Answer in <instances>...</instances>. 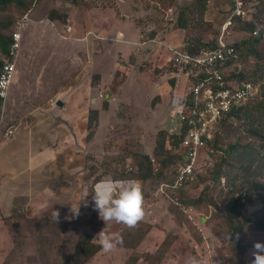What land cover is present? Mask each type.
<instances>
[{
    "label": "rangeland",
    "instance_id": "1",
    "mask_svg": "<svg viewBox=\"0 0 264 264\" xmlns=\"http://www.w3.org/2000/svg\"><path fill=\"white\" fill-rule=\"evenodd\" d=\"M194 1L81 0L73 3L70 0H31L26 9L14 4L0 8V34L7 36V32L21 25L17 67L8 95L10 107L6 105L7 108L0 114L2 124L12 126L17 120L51 104L50 109L55 112H43L47 117L40 119H49L43 120V124L51 125L52 129L58 128V132L61 124L66 127L63 129L64 137L50 146L47 156H40L41 152L38 154L37 161L43 175L37 183V194L42 189L44 192L35 198L36 204L27 202L24 196L16 197L8 205L11 210L6 213L7 221H0V264H60L63 256L74 251L73 245L79 236L87 234L94 239L105 228V223L94 210L93 201L87 202L92 199L93 181L96 178H112L113 174L117 177L131 175L126 171L129 167L135 168L130 160L133 154L150 153L155 134L160 129L164 128L166 140L169 137L163 107L151 111L148 105L146 97L150 91H156L154 85L149 87L148 83L138 80L139 76L148 77L150 73L166 74L165 70L157 71L159 66L152 65L154 52H149L169 38L171 46L182 47L189 54L199 43L211 44L222 35V22L229 14L228 0H208L204 14L188 13L186 30L182 31L177 26L181 8L190 6ZM248 1L246 9H253L256 13L258 3ZM54 12L65 15V22L51 21L50 15ZM261 20L264 28V17ZM7 23L10 24L9 31L3 32L1 28ZM244 24L238 22L237 28L242 30ZM88 32L91 35L86 40ZM231 32L230 27L224 32L227 41L250 38L237 33L233 37ZM124 33L128 40H134L131 45L119 42ZM157 34H160L158 38ZM261 40L264 43V37ZM92 41L100 42L96 48V52L102 51L99 57L90 48ZM167 42L170 41L164 42L160 46L162 50L156 51L157 58L162 54L166 58L163 51ZM133 47L139 54H134ZM130 52L127 66H119V71L115 72L114 64L119 62L118 56L120 60ZM146 57L145 62L143 58ZM248 62L241 69L242 74L246 73L251 79L255 68ZM168 73H171L170 70ZM63 78L65 88L59 92ZM75 82H78L76 86ZM122 83L123 93L118 91ZM263 83H253L257 95L246 106H254L264 100ZM107 89L108 94H112L108 98L110 107L100 112L94 138L87 141L88 111L101 109L102 101L98 97L102 94L101 98H104ZM56 98L63 99L65 112L61 111L62 108L56 109ZM74 109L80 112L77 114ZM177 110L172 109L174 116ZM36 118V115L30 117L28 123L37 124ZM222 121L212 132V140L218 141L219 150H213L211 144L200 151L201 169L192 184L182 190L170 187L179 165L175 158L174 165L164 169L160 176L141 183L145 213L141 221L150 227L151 233L136 251L138 264H146L151 259L166 235H174L175 239L163 264H185L189 255L206 264H249L253 258V245L256 242L264 244V231H257L249 224L239 236L248 248L241 258L238 257L229 239L233 230L225 216L232 202L238 200L240 222L251 220L264 223V150L261 147L264 141L249 135L244 120L231 118ZM169 143L172 147L170 154L181 155L171 145L173 139L170 137ZM227 150L230 152L227 153ZM243 150L262 151L258 172L247 178V183L238 170L246 168L237 159ZM158 158L162 162L167 156L160 154ZM16 162L21 166L26 159ZM89 166H92L91 170ZM236 172L239 175L234 178ZM226 175L230 177L229 181ZM85 191L88 196L84 198ZM3 193L10 196L9 192ZM177 197L183 199V206L189 200L197 203L186 205L185 213L176 209L173 211L172 200L177 202ZM71 207H79V216H74ZM52 210L59 211L58 222L52 216ZM121 226L114 221L109 222V235L119 234ZM128 256V251L117 246L110 251L102 250L85 264H123Z\"/></svg>",
    "mask_w": 264,
    "mask_h": 264
},
{
    "label": "trees",
    "instance_id": "2",
    "mask_svg": "<svg viewBox=\"0 0 264 264\" xmlns=\"http://www.w3.org/2000/svg\"><path fill=\"white\" fill-rule=\"evenodd\" d=\"M73 3H79L81 0H70ZM207 1L208 0H195L193 4L190 6H186L181 8L182 12L178 15L177 18V26L181 27L182 30L187 29L188 25V13L195 12L198 15L204 14L207 10ZM257 4V10L256 13L253 16V20L247 24H244L242 30L252 33L257 25L262 21V17H264V0H255ZM31 3V0H0V8L5 9L8 6L14 4L20 9H26L27 6ZM259 7V11H258ZM51 21H60L65 22L66 16L60 15L57 13H53L50 15L49 18ZM10 24H6L4 28H1L3 32L9 31ZM238 29V28H237ZM11 32H7V36L4 33L0 34V55L2 56L0 58V68L8 54V50L11 44ZM154 34H152V37ZM199 46H196L195 48H205V47H211L213 43L211 44H202L199 43ZM194 47V46H193ZM233 47L237 50L239 57L238 62H240L242 65L247 64L246 62H249L250 65H252L253 70L252 78L244 73H238L237 76L233 75V78L237 80L241 79L247 82L256 83L258 82H264V43H262V40L259 36L257 37H250L249 39H246L244 41H241L239 43H235ZM192 52V51H191ZM253 62H252V61ZM248 65V64H247ZM185 69V68H184ZM168 71L170 70L171 73H178L179 69L177 67H173L171 65H167L162 67V69H158L157 71ZM156 71V70H155ZM184 71H188L190 73V82L197 84L199 80H205L207 78V72H201L198 68H190L187 67ZM209 75V74H208ZM257 75V76H256ZM97 76V75H95ZM169 84L171 87H173L174 79L170 78ZM264 84V83H263ZM193 95L187 97L186 100V107L191 108L193 107L194 101H193ZM102 110L105 112L107 111L108 107V100L103 99L102 100ZM0 114H1V101H0ZM261 117H258L260 116ZM98 118H99V110L98 109H92L88 111V119H87V141L91 140L95 134L96 128L98 126ZM231 118L235 119L236 121L244 120L247 122L248 130L247 132L249 135L259 139L260 141H264V100L259 102L258 104L254 106H244L241 107L239 110L235 111L234 109L231 110L223 119L230 120ZM222 121V122H223ZM182 132H186V127L182 125ZM175 141L171 145L178 144L182 136L180 138L174 137ZM166 136L164 132L159 131L157 133L156 139H155V147L153 149V156L155 159L160 162L163 166L161 171H164V169L170 168L172 165V162L174 161V158L176 156L171 155L169 150L166 148ZM212 144L213 150H219L218 148V141L212 140L209 144L207 143V146ZM264 150V144L261 146ZM232 147H230L231 149ZM236 149V147H234ZM233 149V148H232ZM256 150H243V152L237 157L238 161L243 163L246 168L245 169H238L241 176L245 178V183H247V178L257 174L258 167L261 163V152L258 151L255 153ZM227 153L230 152V150L226 151ZM162 154L164 156H167L166 160H162V162L159 160V155ZM131 162L133 165H135L134 170L130 172L131 175L121 176L117 177L113 174L111 176L113 179H119V180H129V179H135L138 181H141V183H145L149 180H151L154 175L151 168V165L149 163V157L144 154H133ZM164 161H167L165 163ZM171 164V165H170ZM258 166V167H257ZM242 167V166H239ZM253 167V168H252ZM235 168V167H232ZM89 170L92 169V166L88 167ZM239 172H236L234 175V178H237V175H239ZM226 180L229 181L230 177L228 175L225 176ZM100 180V178H96L93 183H96ZM176 200H178L180 203L183 201V199H180L177 197ZM90 200H87L89 202ZM85 202V204H87ZM185 202V200H184ZM197 201H186L185 205H195ZM84 204V205H85ZM233 204V205H232ZM232 206L227 210L225 216L227 218V224L230 225L231 229L233 230L231 232V238L230 241L233 243V247H235V253H237V256L240 257L243 255L245 250L248 248L247 243L241 242L240 239H237V236L239 237L242 230H244V227L251 224L254 229L257 231H264V223L258 222L255 223L251 220H248L246 222H240L239 221V210L237 208L239 207V201L236 200L232 202ZM183 205V203H182ZM172 210L174 211L179 210L176 206L172 205ZM174 214V213H171ZM119 234L122 237V244L118 245V247L125 249L126 251H129V256L125 260L123 264H138L139 263V256L136 254L137 247L140 245V243L143 241L144 237L149 233L150 227H147L146 225H143V221L138 222V224L134 228H129L124 224H121ZM175 236L174 235H166L162 241L160 242L159 246L156 248V251L153 253L151 259L146 264H160L165 255L168 253V250L171 248L173 242H174ZM102 250V247L98 244L93 242V238L91 235L84 234L82 236H79V240H77L76 247L73 251V253L65 258L60 264H85L89 258L94 257L97 253H99ZM241 258V257H240ZM240 259L238 262L240 263Z\"/></svg>",
    "mask_w": 264,
    "mask_h": 264
},
{
    "label": "clouds",
    "instance_id": "3",
    "mask_svg": "<svg viewBox=\"0 0 264 264\" xmlns=\"http://www.w3.org/2000/svg\"><path fill=\"white\" fill-rule=\"evenodd\" d=\"M228 2H229V6H230L229 7V14L227 16H225V18L222 22L223 23V25L221 27L222 31H223L222 35H220L218 38H216V40L213 41V44L211 47H205V48H201V49L196 48L195 50H192V52L191 51L189 52L190 56L197 54L200 57L203 55L202 53H205V52L215 48L216 44L220 38L225 43L226 47H230L234 50V54L236 56L235 58H231L229 60H226L225 63H223L221 66L215 68L217 71H220V75L222 77L224 89H227V90L237 89L239 91L247 90L249 92V95H248L249 97L247 99L241 101L237 106L232 107L227 113L222 114L220 116L218 122L214 125V127H216V125L218 123H220L222 121V119H224V117L231 110L234 109L235 111H237L241 107L246 106V103L252 101L257 95V88L253 83L247 82V81H244V80H241L238 78H237V80L233 78V75L237 76L236 74L242 73V69H241L242 64L240 62H238L239 54H238L237 50L233 47V45L235 43H239V42L244 41L246 39H244V40H237L236 39V41H232V42L227 41L226 38L224 37L225 30L228 27H230V30L232 31L231 34L233 37L236 36V33L238 34V36H242V34H246L248 37H251V36L252 37L259 36L260 38L264 37V28H263L262 23L258 24L252 33H248L244 30L237 29V23L238 22L247 24L253 20V16L255 14L253 12L254 10L250 9V8H249V10L246 9V3H249L248 0H244L243 5L241 6V11L243 12V16L242 15H235L234 11L236 10V6H235L233 0H228ZM233 29L235 31H233ZM14 31L15 30H13V32ZM182 31H184V30H182ZM90 35H91V32L86 33L85 39L87 40L90 37ZM141 36H143V35H141ZM167 39L169 41H171L169 38H167ZM11 42H12V35H11ZM148 42L155 43L156 40H148ZM164 42H166V40H163V43ZM162 44H160L159 46H156L157 49H155V50L156 51L162 50V48H160V46ZM171 44H172V42H167L166 43L167 47H164L163 53L166 54V58H164L165 65H163L162 67L167 66L169 64L173 67H177L179 69V71H178V73H175V74L174 73H168V71H166V73L170 74V78L174 79L173 87H171L170 84H169V86L171 88H174L175 79L177 77L184 76L187 80L186 88H184V94L183 95L180 94L179 96H177V98L179 99V103L176 102L177 105L174 106L173 108H171L169 111H167V118H166L168 121V123H167L168 130L167 131L169 133V137L173 139V142L175 141L174 137L180 138L182 136V139L178 144L172 145L173 148H175L176 150L178 149L179 152H181V155L176 154L175 161L178 160L179 165L175 169L176 171H175L174 180L170 186L173 189L182 190V189L186 188L187 186H189L190 184H192L194 182V180L196 179L197 171L199 169H201L199 167V159H200V155H201L200 151L203 148H205V146H207V143L209 144L212 141V132H213L214 127L210 131L208 137L202 138L203 143L195 151L196 152L195 158H194L195 161H194V163H192L191 157L189 156V153L192 152L191 147L193 145L189 142V132H190L192 126L189 125L188 121L190 119H193L195 116V112H197V113L200 112V110L202 109V106H203V103L200 100V96L193 93L192 87L195 85H198L201 81H204V80H201V81L199 80V82L197 84L190 82V73L188 71H184L187 67H190V66L181 67L180 64H176L174 61V58H172V56H174L175 52H185V50L182 47H180V48L176 47L175 48V47L171 46ZM149 53H151V52H149ZM7 60H8V54H7L5 60L2 64V66L4 65V63ZM144 61L146 62L147 60L144 59ZM152 65L155 66L153 61H152ZM2 66H1V68H2ZM16 67H17V63H16ZM16 67H15V71H16ZM1 68H0V70H1ZM15 71H14V74H15ZM207 76H210V75L207 74ZM13 77H14V75H13ZM170 78H168V79H170ZM63 81H65V78H63V80L60 82L62 84L60 86L58 85L59 86L58 87L59 92H62L63 89L65 88ZM77 83L78 82H75L74 86H76ZM168 83H169V80H168ZM219 90H220L219 87L218 88L214 87L213 93H217ZM105 91H106V94H105L104 98H101V97H103L102 94H100V96H101L100 98L98 97V99L100 101H102V99L108 100L109 96H111V94H108L109 89H107ZM121 92L123 93V90H121ZM191 95H193V97H194L193 98L194 104H193V107L187 108L185 103H186L187 97H189ZM53 96H54V94H52V97ZM0 101H1V112H2L3 110H5L7 108L6 105L8 106L10 102L8 101V97L6 98L5 101H3L1 99H0ZM92 101H95V100H92ZM96 101H97V99H96ZM54 102H55V105L57 102H61L63 104L62 107L65 106L63 99L56 98V100ZM101 105H102V102H101ZM62 107H58V109H60ZM174 108L178 109L177 112L175 113V116H174V113H172V109H174ZM92 109H97V108H92ZM37 110H39V109H37ZM98 110H99V115H100V112L103 111L102 107H101V109H98ZM164 114H166V113H164ZM182 125L186 127L185 133L182 132ZM97 128H98V126H97ZM163 130H164V128H163ZM163 130L160 129L156 132L155 139H156L157 133L159 131L163 132ZM13 133H14V131L11 129L4 131V134L7 137H11L13 135ZM169 137L167 138L165 145H166V148L169 151H171L172 147H170V145H169L170 144L169 143ZM155 139H154V147H155ZM154 147H153V149H154ZM183 147H184V152L182 151ZM153 149L150 153H147L145 155H147L149 157V163L151 165L154 178H156V177L160 176L161 173H163V171H161L163 166L153 156ZM173 165L174 164H172L171 167ZM188 165H193V176H194L193 181L191 183L189 182L187 185H185L181 188H174V183H175V179L177 177L178 170H180L181 168L187 167ZM133 170L134 169L132 167H129L127 169L126 173H130ZM162 187H163V185H162ZM160 191L162 192V189H160ZM87 196H88V192L85 191L84 192V198ZM91 200L94 201V210H96L98 212L99 218L106 225L105 228L102 229L96 235V237L93 239V242L98 243L102 247V250H105V251L113 250L118 245L122 244V242H123L122 237L120 235H118V234L109 235L108 230H107V225L109 222L114 221L117 224H124L129 228H134L138 224V222H140L143 219L144 214H145L144 213V207H143V193H142L141 181H138L135 179L119 180V179H113L110 177L101 179L98 182L93 183V185H92V199ZM172 204L174 206H176L180 211H183V209L179 208L178 201L176 202V201L172 200ZM180 205H182V203H180ZM183 208L185 210V206H183ZM71 212L74 214V216H79V207H71ZM51 214L55 218V220L58 222V218L60 215L59 211L58 210H52ZM230 237H229V239H230ZM237 239H239L238 236H237ZM76 243H77V241L73 245L74 249L76 247ZM253 248H254V251L252 253L253 258L251 259L249 264H264V244H262L260 242H256L253 245ZM72 253H70L66 256H63V260H65V258L69 257ZM185 264H206V262L198 259L195 256L189 255L185 260Z\"/></svg>",
    "mask_w": 264,
    "mask_h": 264
},
{
    "label": "crops",
    "instance_id": "4",
    "mask_svg": "<svg viewBox=\"0 0 264 264\" xmlns=\"http://www.w3.org/2000/svg\"><path fill=\"white\" fill-rule=\"evenodd\" d=\"M159 35L160 34H157L156 37L158 38ZM167 40L168 39H166V41ZM121 41L124 42L125 44L131 45L132 41L134 40L132 41L128 40L124 33L123 39L119 40V42ZM89 45L90 48L92 47V49H94V52L96 53L95 54L96 57H99L102 54V51H100L99 53L96 52V48L98 49L100 42L92 41L89 43ZM148 50L149 49H147V51ZM153 52H154L153 63L155 64L154 67L159 66L160 69L162 68L163 65H165V60L162 57L163 54L160 56V58H157L158 52H156V50L151 49V53ZM131 54L132 52H130V54H128L126 57H121L120 60H119L120 57L118 56L119 62H116V64H114L115 72L119 71L117 70L119 66L123 67V65H126L127 60L129 61V59H131ZM134 54H139V53H137L134 49ZM143 59L146 60L147 57ZM168 78H170V74L168 73L162 74L161 72L159 74L150 73L148 77L146 76L138 77V80L142 81L143 83H148L149 87L154 85V88L156 89L154 93L150 91V94H148L146 97L148 101V105L149 107H151L150 108L151 111L155 110L156 108L163 107L164 113H166L167 115V111H169L171 108L176 106L177 105L176 102L179 103V99L177 98V96H179L180 94L181 95L184 94V88H186L187 85L186 78L184 76L177 77L175 79L174 88H171L169 86ZM123 84L124 83L121 84L118 91H121ZM9 107H10V103L8 105V108ZM50 108H51V104L49 105V107L43 110L42 109L36 110L35 114L30 113L26 118L23 117L20 121L17 120V123L9 127L6 124L3 125L2 119L0 120V202H1L0 211H2L0 213V221L2 220H4L5 222L7 221L6 213L9 212V210H11L8 207V205H11L16 197L22 198L24 196L27 202L29 203L32 202L33 204H36L35 198H37L38 195L44 192V190L42 189L37 194V191L39 190V188H37L39 184L37 183L40 180L41 176L43 175L39 166L40 163L37 161L38 154H40L41 152L40 156L41 155L47 156V152L50 149V146L52 147L57 140H60L61 138L64 137L65 132L63 129H66V127L65 126L63 127V125L61 124L58 132V128L52 129L51 125L43 124V120H49L48 118L40 119V117H47L43 114V112L45 113L55 112L52 111L53 109ZM64 109L65 108L62 107L61 111L65 112ZM78 111L79 110H75V109L73 110V112H77V114L80 112ZM34 115L37 116L35 120L37 124L28 123L29 118L33 117ZM8 129L14 131L11 137H7L4 134V131ZM51 139L53 140V143H51ZM47 147L49 148L47 149ZM24 154H26V157H24ZM21 158L26 159V163L20 166L16 161L20 160ZM41 162L43 163L44 160H42ZM4 191L9 192L10 196L5 195L3 193ZM90 201L93 200L90 199ZM21 209L22 211L24 210L22 207ZM23 213L27 216L26 212ZM150 233L151 232H149L144 237L143 241L140 243L137 249L148 239ZM120 249L125 250L123 248ZM166 257L167 255H165V258ZM161 262H162L161 264H163L164 258L163 261Z\"/></svg>",
    "mask_w": 264,
    "mask_h": 264
},
{
    "label": "built area",
    "instance_id": "5",
    "mask_svg": "<svg viewBox=\"0 0 264 264\" xmlns=\"http://www.w3.org/2000/svg\"><path fill=\"white\" fill-rule=\"evenodd\" d=\"M243 1L244 0H233L236 6V10L234 11L235 15L243 16V12L241 11ZM11 34L12 42L8 51V60L0 70V99L3 101L8 97L16 63L18 61V52L21 42V25ZM202 54L203 55L199 57L197 54L190 56L186 52H175L174 56H172L175 63L180 64L181 67L190 66L191 68H199L200 71L207 72V74L210 75L207 76L204 81L192 87L193 93L199 95L203 103L200 112H195L194 118L188 121L189 125L192 126L189 132V142L193 144L191 147L192 152L189 153L192 163L195 161V151L203 143L202 138L209 136L210 131L218 122L220 116L249 97V92L247 90L224 89L220 71L215 69L225 63L226 60L236 57L232 48L226 47L225 43L219 38L215 48ZM214 87H219L220 90L217 93H213ZM193 179V165L181 168L177 172L174 188H181L189 182L191 183ZM178 206L185 212L182 205L179 204Z\"/></svg>",
    "mask_w": 264,
    "mask_h": 264
},
{
    "label": "water",
    "instance_id": "6",
    "mask_svg": "<svg viewBox=\"0 0 264 264\" xmlns=\"http://www.w3.org/2000/svg\"><path fill=\"white\" fill-rule=\"evenodd\" d=\"M56 105H57L58 107H62L63 104H62L61 102H57Z\"/></svg>",
    "mask_w": 264,
    "mask_h": 264
}]
</instances>
